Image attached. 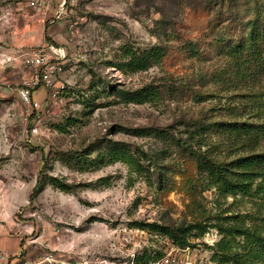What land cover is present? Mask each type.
I'll use <instances>...</instances> for the list:
<instances>
[{"label":"rangeland","instance_id":"obj_1","mask_svg":"<svg viewBox=\"0 0 264 264\" xmlns=\"http://www.w3.org/2000/svg\"><path fill=\"white\" fill-rule=\"evenodd\" d=\"M254 20L264 26V0H0V228L28 230L25 260L136 264L146 254L179 255L169 237L136 224L178 228L251 212L248 198H221L176 140L216 162L249 154L228 132L260 122L264 76H240L230 47ZM154 47L165 53L159 65L119 69L126 50ZM59 51L63 73L50 87L37 83L43 68L32 61L57 62ZM144 87L160 99L121 97ZM202 125L213 128L203 139ZM113 143L143 160V174L109 162ZM221 238L213 228L192 238L195 264H217L209 248Z\"/></svg>","mask_w":264,"mask_h":264},{"label":"trees","instance_id":"obj_2","mask_svg":"<svg viewBox=\"0 0 264 264\" xmlns=\"http://www.w3.org/2000/svg\"><path fill=\"white\" fill-rule=\"evenodd\" d=\"M230 54L237 73L244 77L258 79L264 76V26L258 20L251 23V30L246 39L230 47ZM165 56L164 50L154 47L145 51L126 50L124 61L119 69L125 74H135L148 71L159 65ZM157 89L144 87L134 92H122V99L127 103L143 105L154 103L160 99ZM258 96L257 98H261ZM257 106L261 104L256 101ZM258 123H241L230 128L228 135L249 154L231 162H216L206 154L176 140V145L197 156L200 172L206 176L210 186L215 188L221 198L242 196L250 199L252 210L246 214L232 216H214L208 218V223L200 222L178 228H169L157 223L136 224L144 230L149 227L155 233L169 237L171 242L180 249L192 247V238H203L208 230L216 229L222 236L213 247L212 261L217 264H264V113ZM202 137L213 130L204 125L200 128ZM149 130L137 129L136 135L143 136ZM226 129L224 133L226 134ZM107 158L111 163L127 164L133 172L141 175L145 171L143 160L136 156L126 145L113 143L108 148ZM54 186L60 184L57 178H51ZM61 185V184H60ZM42 191L40 182L37 183L32 198ZM215 221V223H211ZM155 259L149 254L136 258V264H150Z\"/></svg>","mask_w":264,"mask_h":264},{"label":"built area","instance_id":"obj_3","mask_svg":"<svg viewBox=\"0 0 264 264\" xmlns=\"http://www.w3.org/2000/svg\"><path fill=\"white\" fill-rule=\"evenodd\" d=\"M58 55L59 57L57 59V62L50 61L46 57H40V58L37 57L35 60L32 61L36 66L43 68L41 75L37 76V81H38L37 83L41 81V83H43L45 87H50L52 86L53 79L56 76H59L60 74L63 73V67H64L63 61L66 59V55L61 51L58 52ZM53 96L57 97V93L55 92ZM22 97L26 102V104L28 105L34 104L35 107L39 106V104L33 101L29 90H23ZM177 252L183 255L169 254L165 257L157 259L151 264H195L192 258V256L194 255L191 256V253L189 254V252H191L189 248L187 249L178 248ZM8 259L9 256L4 252H2L0 249V263H5L8 261ZM46 261H48L50 264L54 263V260L51 258H47Z\"/></svg>","mask_w":264,"mask_h":264},{"label":"crops","instance_id":"obj_4","mask_svg":"<svg viewBox=\"0 0 264 264\" xmlns=\"http://www.w3.org/2000/svg\"><path fill=\"white\" fill-rule=\"evenodd\" d=\"M1 227L0 249L9 256V264H38V262L32 263L30 259L25 260L22 255L26 243L29 242V240H25L28 230L17 228L15 222L7 225V227L3 225Z\"/></svg>","mask_w":264,"mask_h":264}]
</instances>
